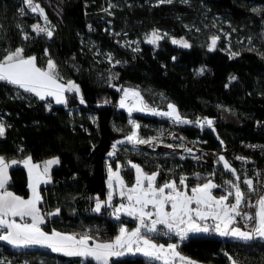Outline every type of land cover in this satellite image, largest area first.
<instances>
[{"label":"trees","instance_id":"trees-1","mask_svg":"<svg viewBox=\"0 0 264 264\" xmlns=\"http://www.w3.org/2000/svg\"><path fill=\"white\" fill-rule=\"evenodd\" d=\"M37 1L55 26L53 35L33 32L34 16L17 9L21 0H0V54L22 47L24 55L35 56L42 68L51 59L63 80L78 84L85 101L80 104L76 93H66L67 105L50 97L41 101L0 81V121L6 127L0 155L5 159L28 155L35 162L59 159L50 181L38 187L44 230L88 231L104 241L112 240L124 222L135 223L124 213L117 220L107 206L99 213L93 211L95 198L106 197L109 164L120 165L127 186L135 180L129 161L159 171L158 183L184 176L191 185L213 173L218 181L227 176L222 162L214 167L181 158L176 151L134 149L127 142L118 144L116 154L109 157L113 143L133 129L129 121L140 125L139 137L165 139L177 129L213 149L224 146L249 152L241 142L264 141V0ZM221 27L228 36L219 31ZM152 29L185 36L191 47L175 45L167 37L149 44L142 34ZM214 35L220 39L216 50L209 51ZM232 52L239 55L231 57ZM233 76L235 80L230 79ZM123 88L137 90L150 109L175 105L190 123L146 111L127 112L119 107L123 92L117 89ZM205 118L213 121L211 127L196 123ZM225 157L234 166L232 158ZM9 175L7 188L27 196L25 167L12 165ZM57 208L58 215H47ZM175 241L183 255L206 264H230L228 256L239 264H264V239L243 242L213 232L189 233L185 240ZM0 259L5 264H95L90 258L68 257L40 246L14 248L4 241H0ZM109 264L163 263L135 253L112 257Z\"/></svg>","mask_w":264,"mask_h":264},{"label":"snow or ice","instance_id":"snow-or-ice-1","mask_svg":"<svg viewBox=\"0 0 264 264\" xmlns=\"http://www.w3.org/2000/svg\"><path fill=\"white\" fill-rule=\"evenodd\" d=\"M23 2L31 12H38L47 22L44 10L38 4H34L33 0H23ZM172 2L173 0H159V3L171 4ZM20 12L23 14L24 9H20ZM32 29L37 34L45 33L48 37L53 35L51 30L41 27L39 24L32 25ZM24 39H28L26 34ZM160 39H163V36L157 30H153L151 35L146 37L149 44H157ZM219 39V36L214 35L211 37V42L208 45L209 51L216 50ZM171 42L183 48L191 47L184 38H173ZM134 50L138 51L139 49ZM237 55L239 53H231V57ZM108 59L109 62L112 61L111 56ZM36 61L35 56H25L22 47H16L14 50H4L0 54V81L15 85L27 93H32L41 101L51 97L54 98L56 104L67 105L68 100L65 94L76 93L80 97L79 103H85L83 96L80 94L79 86L71 80L64 82L57 71L56 64L51 59L48 60L44 68L39 67ZM116 63L120 62L116 61ZM199 71L203 73L204 69L201 68ZM230 79L235 80L236 77L233 76ZM117 90L123 92L119 100V107L127 108L131 113L135 106L130 107L128 101L130 98L135 99L139 104L142 100L140 93L132 88ZM104 102L109 103L107 100ZM145 108L146 106H140L136 110L144 111ZM168 109V112H157L155 109L150 111L153 114L171 117L177 123H190L181 117L175 105L168 104ZM129 123L133 125L134 130L124 140L113 143V150L107 153L109 157L116 154L118 144H124L125 142L133 145L150 144L155 139L145 140L140 138L138 135L140 125L134 121H129ZM196 123L201 126L207 124L211 127L213 121L205 118L203 121H196ZM5 133V124L0 121V137H4ZM221 144H223V141H221ZM167 147L173 146L167 145ZM185 150L192 152L191 148ZM237 159L243 160L244 158L237 157ZM219 161L223 162V167L235 176V181L227 180L224 182L229 188L225 190V194L219 197L214 196L212 190L220 186L211 179L196 184L190 189L191 194H189L185 183L186 177L181 176L179 184L175 180H169L158 185L159 171L151 174L146 173L140 165L131 161H129V164L136 172L135 184L132 187H127L120 176L119 164L116 171H113L111 164H109L107 199L102 201L99 197H96L93 211L99 213L102 207H112L113 180L115 179V183L120 189V196L126 197L128 203H122L115 207L112 215L119 220L120 213L123 212L127 216L137 219L139 223L132 230L122 225L118 234L112 240L101 242L98 237L91 235L88 231L83 232V234L60 232L55 229L46 232L41 227L46 223V218L38 207L42 197L37 189L40 183L50 181L49 170L53 165L59 163L58 158L45 161L41 170V166L33 163L30 156L23 160L8 162L4 156L0 155V241L7 242L16 248L39 245L50 249L53 253H61L68 257L90 258L95 264H109L111 257L124 256L126 253H141L145 257L163 261V264H175L177 260L180 261V264H196L195 261L177 251V244L168 243L167 246L156 244L149 234H160L163 231V235H175L183 241L189 233H208L210 230H214L222 237H234L245 242L252 241L257 237L264 239V193L259 194L254 205L251 204V197L247 196L240 187L241 177L236 174V169L231 167L223 155L219 157ZM21 163L28 169L30 177L31 196L28 199L18 196L6 188L10 180L9 168L12 165ZM199 178V174H197V179ZM242 182L247 186L249 193L257 192L252 179L244 178ZM229 197H233V202H229ZM241 205L255 207L257 210L254 215L246 212L242 213ZM149 206L152 210H147ZM168 207H170V211L166 210ZM59 212L60 209L57 208L47 215L55 216ZM16 217L21 222H17ZM237 217H241L244 221L243 228L238 226ZM209 219L215 222L211 229L207 223H203ZM253 221V227L244 230L248 229L249 222ZM158 226H162V229ZM225 255L228 254L225 253ZM228 259L231 264H238V261L233 259L232 256H228ZM0 264H5V261L0 260ZM8 264H11V262H8Z\"/></svg>","mask_w":264,"mask_h":264},{"label":"built area","instance_id":"built-area-1","mask_svg":"<svg viewBox=\"0 0 264 264\" xmlns=\"http://www.w3.org/2000/svg\"><path fill=\"white\" fill-rule=\"evenodd\" d=\"M33 3L38 4L40 8L44 10V15L47 16L44 7L37 0H33ZM17 9L18 11H20V9H24L23 14H32L34 16V20L31 23V28H32V25L39 24L41 27H46L53 32L55 26L50 22L48 16H47V22H46L43 16H41L38 12L37 13L31 12V10L23 2V0H21ZM33 32L36 33L35 31ZM39 34L46 35L45 33H39ZM140 138H143V137L140 136ZM152 138H155V139L150 144H137V145L131 144V146L134 149H139V148L151 149L152 148V149H164V150L176 151L181 158L188 156V157H191L194 161H197L199 163L206 164V165H212V166L216 161L220 162L219 155H224V156L229 155L232 158V161L234 163V168L237 171V175L241 177V181H240L241 189L245 191L247 196L251 197L250 203L254 205L256 200L258 199L259 194L264 193V141L241 142L242 146L246 148L249 152H240L239 150H236L234 147H224L223 146L219 149H213V148L200 146L197 143H195L193 140L182 135L177 129L171 130L168 134H166L165 139H162V137L160 136H153V135L148 136L147 138H143V139L150 140ZM160 138L164 140V144L156 143L157 140ZM174 141H177V142L175 143ZM179 143H183V146L180 147ZM171 144L173 147H167V145H171ZM187 148H191L192 152L186 151L185 149ZM237 157H243L244 159L243 160L237 159ZM244 178H249L253 180L254 187L257 189L256 193L248 192L247 186L244 185L242 182ZM256 210L257 209L255 207H248L246 205H241L242 213L246 212V213L254 215ZM109 214L112 215V211H110ZM130 221L136 222V219L131 217ZM211 221L212 220L209 219L208 221L203 222V223H207L211 229V227L213 226ZM237 221L239 222L238 226L243 228L244 221L241 219V217H237ZM253 224H254V221L249 222L248 229H244V230L251 229L253 227ZM213 232L215 231L210 230L208 233H213ZM229 238L236 239L234 237H229ZM258 239H261V238L257 237L252 241H255Z\"/></svg>","mask_w":264,"mask_h":264},{"label":"rangeland","instance_id":"rangeland-1","mask_svg":"<svg viewBox=\"0 0 264 264\" xmlns=\"http://www.w3.org/2000/svg\"><path fill=\"white\" fill-rule=\"evenodd\" d=\"M215 21L217 22V23H220V17H219V19H215ZM225 23H227L228 24V21L227 22H225ZM153 30H157L159 33H160V35L161 36H163V37H167L168 39H170V40H172L173 38H175V39H180V38H184L185 40H187L188 41V39L185 37V36H174V35H171V34H169L168 32H166V31H163V30H160V29H152V30H150V31H147V32H145V33H143L142 34V39L144 40V41H146V37L147 36H149V35H151V33L153 32ZM219 31L220 32H224V35L225 36H228L229 34L228 33H226L225 32V29L224 28H219ZM165 34H167V35H165ZM132 41H136L135 39L134 40H132ZM189 42V41H188ZM210 42H211V39H210ZM226 49H229V43H227V46H226ZM66 95V94H65ZM141 96V95H140ZM141 98H142V96H141ZM128 104H129V106L130 107H133V106H135L134 108H133V111L132 112H143V111H138V110H136V108H138V107H140V106H144V104H143V99L140 101V103L138 104L137 103V101L135 100V99H129V101H128ZM127 112H129L128 111V109L127 108H124ZM151 109H154V108H151ZM150 108H145V110L144 111H146V113H149V114H153L152 113V111H150L151 110ZM157 112H168L169 111V109H168V105H167V107H166V109L165 110H159V109H155ZM131 112V113H132ZM171 120H173L171 117H169ZM134 129H132L127 135H129V134H131V132L133 131ZM126 135V136H127ZM125 136V137H126ZM124 137V138H125ZM124 138L122 139V140H124ZM175 143L177 142V141H174ZM179 142V141H178ZM156 143H160V144H164V140H162L161 138L160 139H158L157 140V142ZM172 145V144H171ZM174 145V144H173ZM179 146L181 147V146H183V143H179ZM219 165V162L218 161H216L214 164H213V166L215 167V166H218ZM120 166V165H119ZM111 167H112V169H113V171H116L117 170V166L116 167H113L112 165H111ZM142 168V167H141ZM143 169V168H142ZM235 169V168H234ZM135 170V169H134ZM144 170V172H146V173H149V174H151V173H153V172H156V171H148V170H145V169H143ZM223 170L224 171H226L227 172V176H225L224 178H223V180H221V181H218V180H216V179H214L213 178V175L212 174H210L208 177H206V178H204V179H201L200 181H197V182H195L194 184H191V185H188L187 183H186V181H185V183H186V185H187V190L189 191V194H191L190 193V189L192 188V187H194L196 184H198V183H204V182H206L208 179H211L214 183H216L217 185H219L220 187H218V188H216V189H213L212 190V193H213V195L214 196H217V197H219L220 195H222V194H225V190L226 189H228L229 188V186L228 185H226L224 182L225 181H227V180H233V181H235V176H233V174L230 172V171H228V170H226L224 167H223ZM119 172H120V176L122 177V175H121V169H120V167H119ZM236 174H237V171H236ZM135 177H136V172H135ZM180 178V177H179ZM179 178H174V177H171V178H167V179H165L163 182H161V183H158V180H157V184L158 185H160V184H163L165 181H169V180H175L176 182H177V184H179ZM113 183H114V189H113V200H112V207H110L112 210H114V208L115 207H118L120 204H127L128 203V201H127V199H126V197H121L120 196V189H119V186L118 185H116V183H115V179L113 180ZM145 183H147V182H145ZM135 184V180H134V182L132 183V185H130V186H127V187H132L133 185ZM108 187V186H107ZM108 191H109V189H108ZM108 191H107V194H108ZM107 194H106V197L103 199H100V200H102V201H104V200H106L107 199ZM229 202H233V197H231V198H229ZM193 207H195V205H193ZM147 210H152L151 209V206H149V208L147 209ZM166 210H168V211H170V207H168V208H166ZM120 214H123V212H121ZM154 218V217H153ZM138 223H139V221L136 219V222L135 223H132V224H128L127 222H124L122 225L124 226V227H126V228H128L129 230H132V229H134L135 227H137L138 226ZM211 223L214 225V221H211ZM121 225V226H122ZM158 228H161L162 229V226H158ZM150 235V238L153 240V242L154 243H156V244H164L165 246H167V244L168 243H175L176 244V241H175V239H177V240H179L180 238L179 237H177V236H175V235H168V236H165V235H163V231H161V233L160 234H149ZM177 251H179L178 250V248H177ZM180 252V251H179ZM181 253V252H180ZM127 254H133V253H126L125 255H127ZM135 254V253H134ZM181 255H183L182 253H181ZM183 256H185V255H183ZM121 257V256H120ZM185 257H187V256H185ZM189 258V257H188ZM189 259H191V258H189ZM0 260H2V259H0ZM192 261H195L196 262V264H206V263H203V262H200V261H197V260H194V259H191ZM161 263H163V261H160ZM175 264H180V261L179 260H177L176 262H175ZM230 264H231V262H230ZM239 264V263H238Z\"/></svg>","mask_w":264,"mask_h":264},{"label":"crops","instance_id":"crops-1","mask_svg":"<svg viewBox=\"0 0 264 264\" xmlns=\"http://www.w3.org/2000/svg\"><path fill=\"white\" fill-rule=\"evenodd\" d=\"M25 56H32V55H25ZM69 80H71V79H69ZM64 82H66V81H68V80H63ZM71 81H73V80H71ZM74 82V81H73ZM76 83V82H75ZM77 84V83H76ZM78 85V84H77ZM51 98V97H50ZM53 100H54V98H52ZM55 101V100H54ZM27 157H29L28 155H25V156H23V157H20V158H11V159H6V161H8V162H10L11 160H23V159H26ZM53 158H58L57 156H52V157H49V158H46L44 161H41V162H35V161H33L32 160V162L33 163H35V164H39L40 166H41V170L43 169V166H44V162L45 161H47V160H50V159H53ZM21 165H23L22 163H21ZM24 166V165H23ZM54 166V165H53ZM52 166V167H53ZM25 167V166H24ZM52 167L50 168V170H49V175H50V171H51V169H52ZM25 169H26V172H27V183H28V187H29V183H30V177H29V172H28V169L25 167ZM8 175H9V170H8ZM9 177H10V175H9ZM41 184V183H40ZM39 184V185H40ZM39 187V186H38ZM6 188H7V185H6ZM7 190L8 191H11V192H13L11 189H9V188H7ZM37 191H38V189H37ZM14 193V192H13ZM16 194V193H15ZM16 195H18V196H21V195H19V194H16ZM31 196V189L29 188V194L27 195V196H21V197H23V198H25V199H28L29 197ZM38 207H39V204H38ZM40 208V207H39ZM40 210H41V208H40ZM41 213H42V211H41ZM43 214V213H42ZM16 220H17V222H21L20 220H19V218L18 217H16L15 218ZM42 227V226H41ZM55 230H57V229H55ZM46 232H51V230H45ZM57 231H60V232H68V233H75V232H72V231H61V230H57ZM99 241H101V242H106V241H110V240H99ZM5 243H7V242H5ZM8 244V243H7ZM10 245V244H9ZM10 246H12V245H10ZM33 246H39V245H33ZM13 247V246H12ZM40 247H42V246H40ZM14 248H16V247H14ZM46 248V247H45ZM112 258V257H111ZM110 258V259H111Z\"/></svg>","mask_w":264,"mask_h":264},{"label":"water","instance_id":"water-1","mask_svg":"<svg viewBox=\"0 0 264 264\" xmlns=\"http://www.w3.org/2000/svg\"><path fill=\"white\" fill-rule=\"evenodd\" d=\"M221 155H219L220 157ZM224 156V155H223ZM225 157V156H224ZM225 159L229 162V160L225 157ZM223 163V162H222ZM232 168H234V166L232 164H230Z\"/></svg>","mask_w":264,"mask_h":264}]
</instances>
